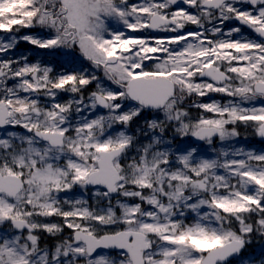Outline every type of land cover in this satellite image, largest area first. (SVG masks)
<instances>
[{
    "label": "snow or ice",
    "instance_id": "6c2138e0",
    "mask_svg": "<svg viewBox=\"0 0 264 264\" xmlns=\"http://www.w3.org/2000/svg\"><path fill=\"white\" fill-rule=\"evenodd\" d=\"M0 264H264V0H0Z\"/></svg>",
    "mask_w": 264,
    "mask_h": 264
}]
</instances>
